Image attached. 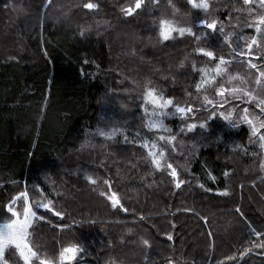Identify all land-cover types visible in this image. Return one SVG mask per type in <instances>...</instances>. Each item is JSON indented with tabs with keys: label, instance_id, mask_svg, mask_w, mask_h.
I'll list each match as a JSON object with an SVG mask.
<instances>
[{
	"label": "trees",
	"instance_id": "1",
	"mask_svg": "<svg viewBox=\"0 0 264 264\" xmlns=\"http://www.w3.org/2000/svg\"><path fill=\"white\" fill-rule=\"evenodd\" d=\"M85 2L51 0L45 7L46 0H0V220L10 218L4 206L26 186L30 199L40 200L31 190L39 184L64 213L37 210L46 218L33 221L32 230L42 257L58 261L63 246L78 244L84 251L74 264H233L226 260L231 256L234 264H264V248L253 246L260 240L249 229L264 232V151L257 137L250 142L248 125L239 123L248 105L216 95L221 87L242 88L264 98V84L233 60L229 75L243 82L225 75L196 90L200 74L193 63L197 69L214 65L195 48L207 46L229 59L231 49L219 31L200 27L197 34L208 35L198 44L175 34L160 40V19L195 26L205 18L186 0H172L176 12L168 0H144L132 16L121 9L134 0H92L99 4L95 10L84 9ZM209 3L224 35L234 33V46L243 45L241 36L258 35L245 26L254 17L242 0ZM261 54L254 51L252 59L264 67ZM145 86L193 111L164 117L170 133L149 131L152 108L146 115L140 107ZM205 97L218 105L211 118ZM229 111L237 127L223 118ZM249 113V119H261L254 106ZM188 124L196 127L188 131ZM113 127L124 135L98 134ZM160 135L176 139L168 144ZM143 140H156L163 150L160 170L140 146ZM169 163L187 182L179 189ZM102 191L116 192L128 211L111 207ZM15 207L22 213V201Z\"/></svg>",
	"mask_w": 264,
	"mask_h": 264
},
{
	"label": "snow or ice",
	"instance_id": "2",
	"mask_svg": "<svg viewBox=\"0 0 264 264\" xmlns=\"http://www.w3.org/2000/svg\"><path fill=\"white\" fill-rule=\"evenodd\" d=\"M243 5L247 6L244 10L248 12L250 16H253L254 19L252 22L247 23L245 26L255 30V33L258 35H251L245 38L244 36L240 37V40L243 41V45L240 44L233 45L229 42V37L234 35V33H229L227 36L224 35V28L219 24V21L212 15L210 12V3L209 0H186V5L190 9L199 10L205 14V18H202L196 22L194 26L191 22L186 25H178L173 20L160 19L159 21V38L162 41H169L174 39L175 36L180 38L191 37L194 43H199L204 40L208 35L207 32L197 34L195 30L196 27L203 29L211 30L212 32L219 31L221 36L224 37V42L231 49L229 53V58H226L224 55H217L214 50H210L207 46L201 47L197 46L195 52L203 57H206L209 62H211L214 67L205 69H197L195 63L192 65L193 72H199L200 80L195 84L197 91H200L204 85H211L214 81L217 80V77H223L225 75L229 76V80L240 79L242 82L244 78L242 76H231L229 75V65L233 60L238 61L241 65H246L249 72L255 75L257 84H264V67L258 66L256 62H253L252 54L254 51H260L262 54L259 56L260 61H264V14H260L256 9L255 0H242ZM157 0H152V4L155 5ZM169 7L173 9L174 12L178 11L176 6L172 3V0H168ZM259 8L264 9V0H258ZM51 5V0H46L45 7ZM144 6V0H134V3L130 4L127 8H122L121 12L125 16H132L134 13H138V10L142 9ZM82 7L88 10H95L99 8V4L88 0V2L83 3ZM81 35H83V30H81ZM175 34V36H174ZM180 67H183V62H181ZM216 95L223 98L227 101L229 96H234L236 99L241 100L248 107L243 108V115L240 116L239 123L247 124L249 127V140L251 143H255L253 137H257L259 141V147L264 151V98H258L253 95L252 89L244 90L242 88H233V89H224L223 87L216 89ZM205 103L212 106L210 118L212 115L216 114L217 103L205 97ZM148 106H151L152 112L151 115L154 119L150 120L145 127L149 131H158L163 133H170V129L164 123V117L168 115L180 114L186 115L187 113L193 111L192 107H181L179 104H176L171 97H164V95L158 92L155 88L145 86L143 91V103L140 105L142 110L148 115ZM254 106L258 109V116L261 118L259 120L249 119V107ZM169 108H174V112L166 111ZM223 118L228 121L232 127H237L238 122L231 119L232 113L229 111L227 114H222ZM196 125L188 124V131H192ZM199 127L204 128L205 124H200ZM98 134L105 137L106 139H112L117 133L124 135V132L120 128L113 127L109 131H104L103 129H98ZM139 135V133H137ZM176 137L174 135H160L159 140L166 141L168 144H171ZM142 148L148 150V155L151 158V164L156 170H160L163 165L161 159L164 156L163 150H157L156 140L148 141L143 140L140 144ZM262 170H264V163L261 164ZM167 169L170 171L168 175L171 177L174 187L179 189L181 185L187 183L185 180L179 178L178 171L173 167L171 163L167 164ZM227 175V173H225ZM91 183H96V181L91 176H86ZM105 185L109 184L108 180L104 181ZM203 187V185H200ZM33 193H39L41 199L38 201H33L29 196V189L27 186L24 191L18 192L16 195L10 197V200L5 209L10 218L5 220L4 223L0 224V264H11L9 256H14L16 258V264H69V262H75L78 254L84 251V249L78 244H69L63 246L58 253V261L49 259L46 256L42 257L39 251V246L35 244V241L32 239V230L34 229L33 221H45V216L43 214H38V209H44L46 212H51L57 217H63L64 213L55 208V205L51 199H49L48 194L45 193L43 186L39 184H34L31 187ZM210 190V189H208ZM227 195L225 191L223 193ZM102 197H106L110 202L111 207L117 209L118 211L127 212L117 196L116 192H111L109 194L107 191H102L100 193ZM18 201H22V213L18 211L15 207ZM236 212L241 210L237 208ZM141 220L144 217H140ZM50 223V221H47ZM94 223V221H93ZM63 227V226H60ZM249 229L259 240L260 243H254L253 246L256 248H264V232L258 231L253 226L249 225ZM131 231V230H129ZM208 235H212L209 233ZM167 239L171 241L173 239L172 235H168ZM142 243L145 246L149 245V241L144 239ZM249 249L245 248L242 251H239V256L243 257ZM236 257H226V260L233 262ZM168 264H173L171 260L168 261ZM219 264V262H218Z\"/></svg>",
	"mask_w": 264,
	"mask_h": 264
},
{
	"label": "rangeland",
	"instance_id": "3",
	"mask_svg": "<svg viewBox=\"0 0 264 264\" xmlns=\"http://www.w3.org/2000/svg\"><path fill=\"white\" fill-rule=\"evenodd\" d=\"M5 220H7V219L0 220V224L4 223V222H5ZM11 264H12V262H11Z\"/></svg>",
	"mask_w": 264,
	"mask_h": 264
},
{
	"label": "water",
	"instance_id": "4",
	"mask_svg": "<svg viewBox=\"0 0 264 264\" xmlns=\"http://www.w3.org/2000/svg\"><path fill=\"white\" fill-rule=\"evenodd\" d=\"M244 256H246V254H245ZM244 256H243V258H244ZM243 258H242V259H243ZM242 259H241V261H242Z\"/></svg>",
	"mask_w": 264,
	"mask_h": 264
}]
</instances>
